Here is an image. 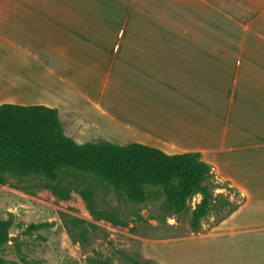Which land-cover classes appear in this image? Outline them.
Segmentation results:
<instances>
[{"label":"crops","instance_id":"1","mask_svg":"<svg viewBox=\"0 0 264 264\" xmlns=\"http://www.w3.org/2000/svg\"><path fill=\"white\" fill-rule=\"evenodd\" d=\"M1 104L55 108L77 139L199 152L242 198L200 237L264 264V0H0Z\"/></svg>","mask_w":264,"mask_h":264},{"label":"rangeland","instance_id":"2","mask_svg":"<svg viewBox=\"0 0 264 264\" xmlns=\"http://www.w3.org/2000/svg\"><path fill=\"white\" fill-rule=\"evenodd\" d=\"M58 118L62 135L79 145L94 141L72 137L75 131L67 117L58 113ZM59 173V183L70 189L67 199L47 188L44 178L6 176L0 181V223L8 235L0 245V264H100L102 259L112 264H252L247 256L262 249H221L218 241L200 237L213 233L219 216L213 210L202 219L199 231L192 232L189 217L199 194L187 200L188 212L163 217L162 195L136 203L125 194L117 196L110 184L91 174L70 168ZM224 182L214 174L208 182L213 195H225L239 206V193ZM85 189L92 194L97 216L80 193ZM31 224L42 226L29 229Z\"/></svg>","mask_w":264,"mask_h":264},{"label":"trees","instance_id":"3","mask_svg":"<svg viewBox=\"0 0 264 264\" xmlns=\"http://www.w3.org/2000/svg\"><path fill=\"white\" fill-rule=\"evenodd\" d=\"M64 168L96 176L110 184L117 196L125 194L136 203L153 202L162 195L163 217L173 215L177 218L188 212L187 200L199 194L201 198L189 217L192 232L199 231L209 211L219 213L215 222L218 223L238 206L225 195H213V187L208 182L214 173L199 152L166 154L156 147L136 142L116 145L103 139L79 145L61 134L55 108L1 104L0 181L6 176L44 178L47 188L67 199L70 189L59 183V172ZM223 185L228 186V182ZM80 193L95 215L91 192L85 189ZM225 207L228 208L223 212ZM41 226L31 224L29 229ZM7 238L4 224L0 223V245ZM99 262L112 264L105 259Z\"/></svg>","mask_w":264,"mask_h":264}]
</instances>
